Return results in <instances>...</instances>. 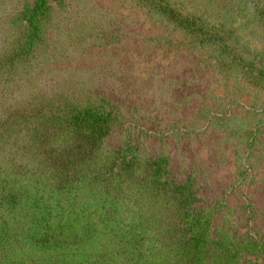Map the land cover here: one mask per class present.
Listing matches in <instances>:
<instances>
[{
	"label": "trees",
	"instance_id": "trees-1",
	"mask_svg": "<svg viewBox=\"0 0 264 264\" xmlns=\"http://www.w3.org/2000/svg\"><path fill=\"white\" fill-rule=\"evenodd\" d=\"M56 1L28 0L9 21L11 38L0 49L6 87L44 39L43 21ZM132 1L249 76L264 77L233 27L179 0ZM252 11L264 26V2ZM125 120V106L99 93L0 91V264H33L20 245L40 253V264H102L104 251L90 261L75 257L99 235L129 264H264V232L223 230L216 220L222 203L203 194L191 174L176 176L161 153L139 157L130 124L121 144L106 148L105 139L125 129ZM133 127L143 130L140 120ZM130 190L161 209L134 216Z\"/></svg>",
	"mask_w": 264,
	"mask_h": 264
},
{
	"label": "rangeland",
	"instance_id": "rangeland-1",
	"mask_svg": "<svg viewBox=\"0 0 264 264\" xmlns=\"http://www.w3.org/2000/svg\"><path fill=\"white\" fill-rule=\"evenodd\" d=\"M26 1L0 0V49L11 38L9 21ZM179 1L233 27L264 68V26L252 11L264 0ZM43 22L44 39L30 63L7 87L0 79V91L92 92L117 100L125 106L126 127L111 131L107 149L121 144L130 124L139 157L161 153L176 176L191 174L203 194L222 203L216 220L223 230L264 232V77L249 76L132 0H59ZM137 120L142 131L133 127ZM131 191L134 216L161 209ZM20 247L33 264L41 263L40 253ZM10 250L19 257L18 249ZM115 250L99 235L75 257L90 261L104 251L102 264H129Z\"/></svg>",
	"mask_w": 264,
	"mask_h": 264
}]
</instances>
